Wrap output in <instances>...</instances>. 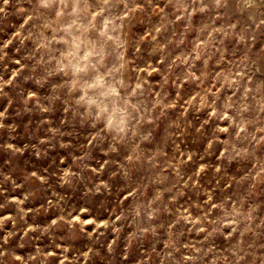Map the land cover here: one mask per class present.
Masks as SVG:
<instances>
[{"label": "clouds", "instance_id": "1", "mask_svg": "<svg viewBox=\"0 0 264 264\" xmlns=\"http://www.w3.org/2000/svg\"><path fill=\"white\" fill-rule=\"evenodd\" d=\"M5 22L0 264H264V0H0Z\"/></svg>", "mask_w": 264, "mask_h": 264}, {"label": "rangeland", "instance_id": "2", "mask_svg": "<svg viewBox=\"0 0 264 264\" xmlns=\"http://www.w3.org/2000/svg\"><path fill=\"white\" fill-rule=\"evenodd\" d=\"M8 22H5V25H0V28H4L6 29V25ZM8 31H11V29H7ZM14 67H18V66H14ZM6 103V102H5ZM3 110V107H0V111ZM8 115L10 117L9 120L5 121L6 124L8 123H16L17 124V132L15 133V135L17 136H25L27 131L32 130L31 128L26 127L27 125L33 124L34 121H32L31 119H24V120H18L16 119V113L13 112L11 109H9ZM7 133L5 131V129H0V143H3V138H6ZM20 147H23V142H21L19 144ZM27 153H25V156L27 157ZM63 155V154H61ZM6 154H4L2 151H0V165L4 164L6 161ZM17 166L20 168L24 167L25 161L23 159L19 160L16 162ZM28 164H31L33 166H39V167H51L52 164L56 163V159H55V155H53V159L51 161H43V162H39L38 164H36V162L32 161V160H28L27 161Z\"/></svg>", "mask_w": 264, "mask_h": 264}]
</instances>
